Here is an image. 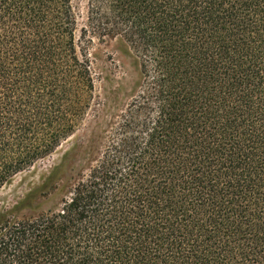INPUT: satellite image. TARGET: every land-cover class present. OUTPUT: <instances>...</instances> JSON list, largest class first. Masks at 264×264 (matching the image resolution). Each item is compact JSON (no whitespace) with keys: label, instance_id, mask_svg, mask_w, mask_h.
I'll return each instance as SVG.
<instances>
[{"label":"trees","instance_id":"obj_1","mask_svg":"<svg viewBox=\"0 0 264 264\" xmlns=\"http://www.w3.org/2000/svg\"><path fill=\"white\" fill-rule=\"evenodd\" d=\"M76 1L0 0V188L94 118L51 205L0 212V264H264V0H86L80 29ZM104 37L134 72L106 110Z\"/></svg>","mask_w":264,"mask_h":264},{"label":"rangeland","instance_id":"obj_2","mask_svg":"<svg viewBox=\"0 0 264 264\" xmlns=\"http://www.w3.org/2000/svg\"><path fill=\"white\" fill-rule=\"evenodd\" d=\"M75 5L78 12V29H80L87 20L86 0H77ZM125 49L126 45L120 37H104L101 40L93 38L90 47L91 59L99 73V79L95 85V97L101 103H106L103 110L107 109L109 103V99L105 98L109 95L108 91L118 83L123 85V90L127 89L134 76L131 50L128 54ZM121 101H123L122 98ZM100 108L103 107L100 106ZM93 126L94 118L90 113L80 128L64 140L51 154L38 160L30 168L20 171L5 183L0 188V212H8L9 215L17 217L32 216L49 207L52 203L51 200L45 199L39 194L35 200L30 202L27 195L42 183L51 167L60 161L66 150L70 149L74 143L89 136ZM79 161V155L75 156L73 163L76 164Z\"/></svg>","mask_w":264,"mask_h":264}]
</instances>
